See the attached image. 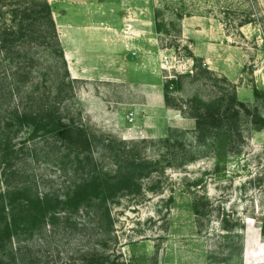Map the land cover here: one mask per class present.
Listing matches in <instances>:
<instances>
[{"label":"rangeland","instance_id":"rangeland-1","mask_svg":"<svg viewBox=\"0 0 264 264\" xmlns=\"http://www.w3.org/2000/svg\"><path fill=\"white\" fill-rule=\"evenodd\" d=\"M49 1L57 23L102 20L134 34L135 47L110 60L107 79H78L67 106L93 131L137 141L143 156L161 164L142 180L141 193L111 203V224L93 211L62 213L54 224L14 236L0 248V261L84 264L93 257L86 253L96 250L95 259L103 255L105 264H264V130H252L238 153L224 141L199 147L195 119L164 98L167 80L195 71V55L227 81L218 78L213 87L210 79L183 77L182 87L172 90L176 102L183 105L195 93L210 99L232 83L240 100L264 114V0H102L97 8ZM155 89L165 107L147 105ZM166 108L178 110L184 123ZM168 136L184 146H166ZM18 142L20 155L7 165L11 184L63 194L81 176L85 164L76 171L72 156L52 138L31 139L27 128ZM195 152L196 159L179 164L181 155ZM97 165L114 168L108 156L100 155ZM4 167L0 163V191ZM196 195L212 202L201 230L192 206ZM224 215L236 222L234 229L222 228Z\"/></svg>","mask_w":264,"mask_h":264},{"label":"trees","instance_id":"trees-1","mask_svg":"<svg viewBox=\"0 0 264 264\" xmlns=\"http://www.w3.org/2000/svg\"><path fill=\"white\" fill-rule=\"evenodd\" d=\"M192 58L195 71L178 74L165 83V102L195 119L194 137L199 147L216 148L224 141L229 152L238 153L252 130H264V114L257 104L240 100L232 83L217 89L210 99L195 93L183 105L176 102L172 90L182 87L183 77L210 79L213 87H218V78L227 81L199 62V57ZM77 81L69 71L50 1L0 0V163L5 164L6 185L0 191V248L14 236L33 234L54 224L62 213L93 211L111 224V203L123 195L141 193L142 180L159 170L161 160L143 156L137 141L93 131L77 121L67 106L75 96ZM255 96L259 100L262 93L255 89ZM27 128L31 139L47 137L62 145L77 164L76 171L85 164L81 176L63 194L41 193L31 184L9 182L7 165L16 163L22 150L18 141ZM172 141L171 136L164 139L168 147L184 146L181 140ZM196 153L181 155L179 164L193 161ZM100 155L108 156L114 168L99 167ZM209 204L212 202L205 195L193 200L199 230ZM221 225L230 231L237 224L224 215ZM261 229L264 232V222ZM86 254L93 257L84 264H105L103 255L102 261L95 259L99 255L96 250Z\"/></svg>","mask_w":264,"mask_h":264},{"label":"crops","instance_id":"crops-1","mask_svg":"<svg viewBox=\"0 0 264 264\" xmlns=\"http://www.w3.org/2000/svg\"><path fill=\"white\" fill-rule=\"evenodd\" d=\"M66 2L72 6L90 3L88 7L93 8L102 4V0H67ZM57 28L69 71L72 77L78 79L93 80L103 77L107 79L106 73L111 69L110 60L117 62L121 54L136 45L134 34L125 33L117 26L102 20L88 23L62 21L57 23ZM152 91L147 94V105L152 107L153 103L157 102L159 106L165 107L162 94L156 89ZM166 111L177 119L180 125L184 123L178 110L166 108Z\"/></svg>","mask_w":264,"mask_h":264}]
</instances>
